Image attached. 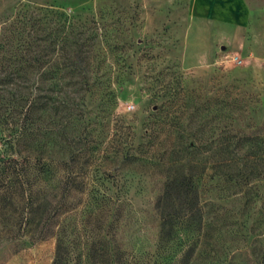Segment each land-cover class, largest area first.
Here are the masks:
<instances>
[{
	"label": "rangeland",
	"instance_id": "rangeland-1",
	"mask_svg": "<svg viewBox=\"0 0 264 264\" xmlns=\"http://www.w3.org/2000/svg\"><path fill=\"white\" fill-rule=\"evenodd\" d=\"M24 3L63 6L101 28L96 50L107 59L90 69L106 84L90 91L86 101H50L57 109L43 114L42 126L45 130L54 120L58 142L52 147L46 135L40 153L62 159L68 149H82L75 167L85 166L86 187L66 197L62 189L50 196L61 204L45 238L31 239L1 220L0 264H52L58 235L67 246V264H158L160 220L154 202L161 170L148 162L123 165L120 157L125 149L139 153V144L150 140L142 149L158 163L174 140L172 130L159 121L147 130L156 127L154 136H145L150 113L167 101L151 96V82L167 70L166 79L179 81L172 101H216L208 113H185V121L192 114L215 123L217 132L227 126L250 133L264 127V59L250 58L245 43L198 24L187 13V0H0V15H13ZM219 30L226 34L229 29ZM79 125L87 128L82 140H73ZM208 173L196 183L210 226L186 264H260L264 176L253 182L247 199L244 188ZM185 249L173 245L167 263L179 264Z\"/></svg>",
	"mask_w": 264,
	"mask_h": 264
},
{
	"label": "trees",
	"instance_id": "trees-1",
	"mask_svg": "<svg viewBox=\"0 0 264 264\" xmlns=\"http://www.w3.org/2000/svg\"><path fill=\"white\" fill-rule=\"evenodd\" d=\"M91 23L83 14L54 4L24 3L13 15H0V221L11 222L31 239L45 238L46 228L53 230L61 203H52L50 196L62 189L66 197L86 187L85 166L75 167L82 149H68L57 159L44 157L40 145L46 135L52 147L58 142L56 122L45 130L42 126L43 114L57 109L50 101H86L90 91L106 84L90 69L107 59L96 50L104 32ZM167 75V70L160 72L161 78L151 82V96L167 101L150 113L145 136L157 129L148 134L151 123L162 122L174 133L171 147L158 163L150 162L142 149L150 140L139 144V153L125 149L120 157L123 165L148 162L160 168L162 183L154 202L160 220L157 262L170 264L172 247L178 245L186 248L179 264H186L210 226L204 220L198 176L209 172L230 187L244 188V196L250 198L253 182L264 176V127L239 133L223 126L217 132L216 124L205 118L191 114L185 121V113H208L216 101H172L178 97L179 81ZM86 128L79 125L73 140H82ZM67 255L58 235L52 264H67Z\"/></svg>",
	"mask_w": 264,
	"mask_h": 264
},
{
	"label": "crops",
	"instance_id": "crops-1",
	"mask_svg": "<svg viewBox=\"0 0 264 264\" xmlns=\"http://www.w3.org/2000/svg\"><path fill=\"white\" fill-rule=\"evenodd\" d=\"M186 9L198 24L212 27L214 35L245 43L250 58L264 59V0H187ZM223 28L228 33H220Z\"/></svg>",
	"mask_w": 264,
	"mask_h": 264
},
{
	"label": "built area",
	"instance_id": "built-area-1",
	"mask_svg": "<svg viewBox=\"0 0 264 264\" xmlns=\"http://www.w3.org/2000/svg\"><path fill=\"white\" fill-rule=\"evenodd\" d=\"M233 59H237V56H233Z\"/></svg>",
	"mask_w": 264,
	"mask_h": 264
}]
</instances>
